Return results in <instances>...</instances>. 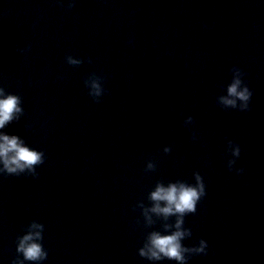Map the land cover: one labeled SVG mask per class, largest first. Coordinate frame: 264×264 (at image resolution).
<instances>
[{
	"label": "water",
	"instance_id": "95a60500",
	"mask_svg": "<svg viewBox=\"0 0 264 264\" xmlns=\"http://www.w3.org/2000/svg\"><path fill=\"white\" fill-rule=\"evenodd\" d=\"M233 66L246 111L216 100ZM0 86L24 108L5 131L45 153L35 177L0 174V264L32 220L43 264H176L139 256L175 219L149 225L143 207L157 182L197 171L206 195L183 243L208 249L187 264H264V0H0ZM229 140L241 148L231 171Z\"/></svg>",
	"mask_w": 264,
	"mask_h": 264
},
{
	"label": "clouds",
	"instance_id": "9594fccd",
	"mask_svg": "<svg viewBox=\"0 0 264 264\" xmlns=\"http://www.w3.org/2000/svg\"><path fill=\"white\" fill-rule=\"evenodd\" d=\"M66 61L70 65L82 63L80 58L68 55ZM91 62V61H89ZM231 81L222 86V94L217 96V103L225 109H249L252 91L243 79L244 72L236 66L232 68ZM103 78L92 75L84 80L88 94L98 103L106 92L103 86ZM24 114L22 98L20 95L8 92L0 86V174L2 175H31L37 176V166L44 163L45 153L37 150L18 135L5 129L14 121H20ZM193 123L191 116L187 117L184 124ZM195 139V134H193ZM165 146L164 151H170ZM226 151L230 153L227 167L231 171L236 159L241 154V148L234 141L229 140ZM155 165L148 161L146 171L153 170ZM237 173L243 172V168L236 169ZM194 183L177 179L168 183L157 182L149 193L150 207H143V215L147 224L153 223L152 214L162 217L165 221L174 217L173 223H164L163 230H152L144 238L143 245L138 249L140 257L151 262L175 261L176 264H187L193 255L206 254L208 243L201 238L197 244L186 246L183 241L192 235L190 228L185 227V217L195 213L198 202L206 195V185L201 174L193 173ZM44 224L32 220L22 235L16 237V257L12 264H43L48 258V250L44 247Z\"/></svg>",
	"mask_w": 264,
	"mask_h": 264
}]
</instances>
